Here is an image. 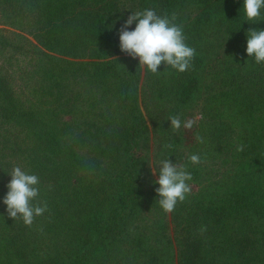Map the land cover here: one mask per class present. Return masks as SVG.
Here are the masks:
<instances>
[{
  "label": "trees",
  "instance_id": "trees-1",
  "mask_svg": "<svg viewBox=\"0 0 264 264\" xmlns=\"http://www.w3.org/2000/svg\"><path fill=\"white\" fill-rule=\"evenodd\" d=\"M146 9L175 14L195 49L185 72L121 51ZM249 29L264 21L243 0H0V161L38 176L33 203L48 206L31 227L10 218L0 173V264H264V64ZM166 159L192 175L170 214L154 183Z\"/></svg>",
  "mask_w": 264,
  "mask_h": 264
},
{
  "label": "clouds",
  "instance_id": "clouds-1",
  "mask_svg": "<svg viewBox=\"0 0 264 264\" xmlns=\"http://www.w3.org/2000/svg\"><path fill=\"white\" fill-rule=\"evenodd\" d=\"M243 9L250 23L264 21V0H243ZM175 20V14L171 18L162 17L152 9L133 12L120 29L121 51L133 59L138 58L139 66L146 67L153 74L160 72L158 69L162 64L165 69L171 67L185 72L191 67L195 49L186 44L183 28ZM133 23L136 24L134 30H129ZM247 37V55L253 57L257 64H264V29H249ZM169 120L171 128L177 132L182 126L190 130L194 124L193 120L184 121L182 124L179 116H171ZM196 138L203 143L202 137ZM237 151H244V146L239 145ZM189 159L192 164L202 162L197 154L191 155ZM158 172L159 177L154 182L159 185L156 189L158 203L165 213L170 214L191 193V186L187 181L192 180V175L183 165L174 164L170 159L161 161ZM156 173L157 170L153 167L152 174ZM9 175L11 180L6 185L8 191L3 199L7 214L14 220L22 218L24 225L31 227L36 217L48 210L47 202L33 203L39 196V178L26 173L19 166Z\"/></svg>",
  "mask_w": 264,
  "mask_h": 264
},
{
  "label": "rangeland",
  "instance_id": "rangeland-1",
  "mask_svg": "<svg viewBox=\"0 0 264 264\" xmlns=\"http://www.w3.org/2000/svg\"><path fill=\"white\" fill-rule=\"evenodd\" d=\"M193 118V120L195 121V119L199 118V115L197 114L196 111H192L191 115H189ZM188 116V117H189ZM2 134H8L6 132H4L1 128H0V142L3 141V137H1ZM16 167L15 163L13 160L10 161H6V160H2L0 161V173L2 175H5L7 178H10L11 176L9 174H11L12 170Z\"/></svg>",
  "mask_w": 264,
  "mask_h": 264
}]
</instances>
